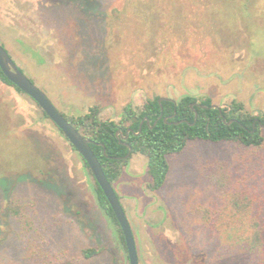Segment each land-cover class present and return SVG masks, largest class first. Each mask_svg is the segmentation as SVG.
Returning a JSON list of instances; mask_svg holds the SVG:
<instances>
[{
	"label": "rangeland",
	"instance_id": "rangeland-1",
	"mask_svg": "<svg viewBox=\"0 0 264 264\" xmlns=\"http://www.w3.org/2000/svg\"><path fill=\"white\" fill-rule=\"evenodd\" d=\"M126 1L0 0V44L68 116L97 106L102 120L118 123L127 105L139 111L148 98L184 93L222 107L236 100L254 116L264 113V0L229 5L221 18L216 2L179 0L175 31L158 39L150 23L137 27L134 10L126 18L119 14ZM0 106L10 136L38 139L56 168V186L10 188L7 179L0 187V238H8L0 264H129L96 205L93 176L78 151L28 95L1 81ZM260 130L264 137V126ZM12 149L0 141V153L11 156ZM20 156L12 154L11 164L18 166ZM167 158L170 170L158 190L148 189L146 158L137 153L113 182L139 264H264V243L250 250L238 239L249 232L252 216L264 227V142L255 148L192 140ZM14 198L31 227L8 220ZM234 202L244 212L243 225L227 219L237 212ZM206 212L217 222H204ZM85 246L102 251L87 259Z\"/></svg>",
	"mask_w": 264,
	"mask_h": 264
},
{
	"label": "trees",
	"instance_id": "trees-1",
	"mask_svg": "<svg viewBox=\"0 0 264 264\" xmlns=\"http://www.w3.org/2000/svg\"><path fill=\"white\" fill-rule=\"evenodd\" d=\"M203 1L213 2V6L214 2H216L218 8H215V11L219 16L220 13L223 14L224 17V12L232 9L229 8V5L251 3L250 0ZM178 2L181 1L127 0L124 11L119 14H123V17L126 18L128 9L134 10L139 20L137 27L140 26L138 27L140 29L141 25H143L145 28L147 23H150L152 25V33L150 31L149 33H151V37L158 39L160 34L172 35L175 31L174 12L177 10L176 5ZM222 5L224 6L222 7ZM143 8L146 9V12H144ZM223 16H220V18ZM118 17L115 18L119 19ZM168 25H170L171 31H169L168 27L166 29L167 33H165L162 28ZM180 35L182 37L181 33ZM167 40L168 37L164 42ZM0 81L12 87L15 91L22 92L5 77L1 69ZM159 97L161 96L148 98L139 111L134 110L131 105L125 106L122 114L123 118L118 123L110 119L102 120L99 117L97 106L90 107L84 114L71 116L63 114L83 136L92 140L90 147L101 162L104 172L111 183L119 178L122 167L127 164L128 158L132 154H141L146 158V171L150 177L147 187L150 190H158L164 185L170 170L167 156L180 153L188 142L192 140L214 143L235 142L243 147L255 148L263 145L264 137L261 134L260 127L264 124V113L254 116L244 110L241 102L233 100L228 107L218 106V108H214L211 107L213 102L210 97L201 98L191 93H184L178 97L166 95L164 97H167V99L162 100L161 103L158 102ZM196 103L203 104L206 107H200ZM195 112H197L196 118ZM43 116L48 118L44 112ZM7 117V115L4 116L3 109L0 106V123L4 131L0 134V141L9 142L10 148L13 147L11 156L6 154L5 151L0 153V164H7L4 167H0V187L8 183L5 182L7 179L12 181L10 188L17 184L21 188L31 186L32 189L40 187L47 189L45 185L56 186V168L51 164L52 155L50 150L36 138H30L27 135L17 138L10 136L11 131L8 128ZM256 118L259 120L255 121ZM231 119H234V121L227 124V121ZM117 129H120L123 135L127 132V129H130L127 138L116 135ZM129 152L130 155L127 156ZM14 153H20L21 155L18 166L11 164V157ZM14 161H18V159L15 158ZM83 162L84 166L89 169L84 159ZM89 173L91 174L90 170ZM90 188L100 213L125 247L124 237L114 212L94 177ZM233 205L237 212H232L227 219H229L228 221L239 223L237 225H243L245 215L243 211H238L240 203L234 202ZM248 205V202H244L241 209L245 210ZM25 211L24 206L19 203L17 198L10 199L7 209L8 220H11L12 224L17 221V225L24 222V227H31L33 222L30 218L21 220L24 213H26ZM207 213L203 215L204 222L209 221V219L217 222L215 216ZM219 219L222 223L228 222L225 217L219 216ZM246 223L249 225V232L247 234L238 233V239L245 242L250 250H255L264 243V227L257 216H252L250 220H246ZM217 225L220 224L218 223ZM3 239L0 238V246L8 243V238L4 241ZM101 251L102 248L85 246L81 249V255L90 259L100 254Z\"/></svg>",
	"mask_w": 264,
	"mask_h": 264
},
{
	"label": "water",
	"instance_id": "water-1",
	"mask_svg": "<svg viewBox=\"0 0 264 264\" xmlns=\"http://www.w3.org/2000/svg\"><path fill=\"white\" fill-rule=\"evenodd\" d=\"M0 69L11 83L17 86L23 93L28 95L41 108V110L49 117V119L56 125L64 137L84 159L91 174L102 189L114 212L124 237L129 264H139L137 248L131 225L118 194L116 193L112 183L108 180L101 162L90 147L92 140L83 136L81 132L63 116L44 91L23 73L2 44H0ZM164 99H167V97L161 96L158 98V102L161 103ZM196 104L203 108L206 107L203 104ZM211 107L218 108V105L212 104ZM196 117L197 112H195V118ZM233 121L234 119H231L227 121V124H230ZM261 126H264V124ZM118 132L121 131L118 130ZM127 136L128 131L125 138H127ZM129 149L131 150L130 146ZM129 155L130 152L127 156Z\"/></svg>",
	"mask_w": 264,
	"mask_h": 264
},
{
	"label": "flooded vegetation",
	"instance_id": "flooded-vegetation-1",
	"mask_svg": "<svg viewBox=\"0 0 264 264\" xmlns=\"http://www.w3.org/2000/svg\"><path fill=\"white\" fill-rule=\"evenodd\" d=\"M19 67V66H18ZM20 68V67H19ZM21 69V68H20ZM22 70V69H21ZM28 77V76H27ZM29 78V77H28ZM32 80V79H31ZM33 81V80H32ZM54 104V103H53ZM55 105V104H54ZM56 106V105H55ZM58 109V108H57ZM59 110V109H58ZM43 112V111H42ZM62 113V112H61ZM62 114H64V113H62ZM65 115V114H64ZM63 115V116H64ZM66 116H68V115H66ZM65 117V116H64ZM49 118V117H48ZM66 118V117H65ZM67 119V118H66ZM68 120V119H67ZM257 120H259L258 118H256V120L255 121H257ZM69 121V120H68ZM118 130H120V129H117V131H116V135H118V136H120V137H122V138H125V136H126V134H127V132H125V134L123 135V132L121 131V132H118ZM127 131L129 132L130 131V129L128 130L127 129ZM83 159V158H82ZM112 185H113V183H112ZM114 187V186H113Z\"/></svg>",
	"mask_w": 264,
	"mask_h": 264
}]
</instances>
